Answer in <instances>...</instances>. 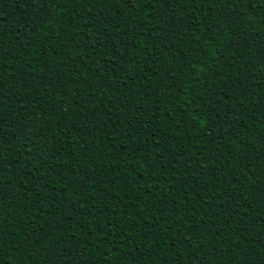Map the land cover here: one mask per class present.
I'll list each match as a JSON object with an SVG mask.
<instances>
[{"label":"trees","instance_id":"obj_1","mask_svg":"<svg viewBox=\"0 0 264 264\" xmlns=\"http://www.w3.org/2000/svg\"><path fill=\"white\" fill-rule=\"evenodd\" d=\"M0 264H264V0H0Z\"/></svg>","mask_w":264,"mask_h":264}]
</instances>
